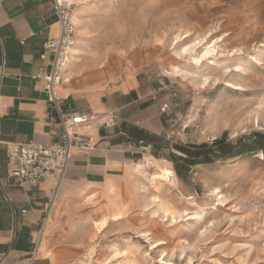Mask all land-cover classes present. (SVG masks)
<instances>
[{
	"label": "rangeland",
	"instance_id": "1",
	"mask_svg": "<svg viewBox=\"0 0 264 264\" xmlns=\"http://www.w3.org/2000/svg\"><path fill=\"white\" fill-rule=\"evenodd\" d=\"M71 13L79 55L70 72L80 66L103 90L136 78L145 96L176 93L163 131L131 155L127 182L83 189L87 218L71 264H105L111 255L110 264H264V0H74ZM192 42L195 53L213 44L216 65L175 59ZM176 64L187 73L168 75ZM236 67L242 72L222 75ZM205 76L221 81L201 89ZM176 146L197 152L191 160L212 159L186 167L171 159L186 156ZM143 156L165 159L174 178L152 182V165L137 172ZM114 212L122 217L98 231L94 221Z\"/></svg>",
	"mask_w": 264,
	"mask_h": 264
},
{
	"label": "crops",
	"instance_id": "2",
	"mask_svg": "<svg viewBox=\"0 0 264 264\" xmlns=\"http://www.w3.org/2000/svg\"><path fill=\"white\" fill-rule=\"evenodd\" d=\"M57 35L53 0H0V264H71L87 218L83 189L97 188L107 179L120 188L129 177L124 169L131 155L139 153L140 144H151L147 135L153 141L152 135L164 129L160 106L166 100L155 94L145 96L136 78L103 90L92 85L89 76H80L83 68L74 67L75 76L57 87V96L66 99L68 108L94 115L77 131L93 136L97 144L73 155L45 217L54 182L47 179L35 187L16 184L7 175V142L44 143L60 134L53 112L49 115L43 90L48 66L40 57L45 40ZM109 113L118 119L105 126ZM43 217L42 236L31 263Z\"/></svg>",
	"mask_w": 264,
	"mask_h": 264
},
{
	"label": "built area",
	"instance_id": "3",
	"mask_svg": "<svg viewBox=\"0 0 264 264\" xmlns=\"http://www.w3.org/2000/svg\"><path fill=\"white\" fill-rule=\"evenodd\" d=\"M71 3L69 0H53V10L58 23V35L54 38H47L43 43L40 54L45 60L48 70L44 75L43 90L46 94V101L49 115L60 128L58 138L49 142H7V175L18 185L29 184L38 186L40 182L51 179L54 184L50 190L45 217L51 210L57 191L65 176L70 161L76 152H88L92 150L97 140L89 135L77 131V127L87 125L94 119V115L73 110L67 107L66 99L57 96V87L65 82V72L71 63V49L76 43V30L71 20ZM169 101L162 102L161 112H166L175 102L176 93L171 94ZM117 116L109 113L104 117L105 126L116 123ZM152 144H140L138 151L150 148ZM25 209L22 213H25ZM45 217L42 218L36 240L30 252L32 263L36 254L39 240L42 236Z\"/></svg>",
	"mask_w": 264,
	"mask_h": 264
},
{
	"label": "bare ground",
	"instance_id": "4",
	"mask_svg": "<svg viewBox=\"0 0 264 264\" xmlns=\"http://www.w3.org/2000/svg\"><path fill=\"white\" fill-rule=\"evenodd\" d=\"M73 1L74 0H69V2L71 4L73 3ZM71 20L75 26L78 25V18L76 17V15L74 13H71ZM187 36H189V34L185 33L184 35L180 36L179 38L177 37L176 40L174 41V45L175 46L178 45L179 42L181 40H183L184 38H186ZM197 47H198V43L196 44V43L192 42L188 45L181 46L179 49L177 48V50L175 51V59L180 60V61L184 60L185 62H187L190 65L195 66L196 68H200L204 61H207L208 64H210L212 66L216 65V62H214L211 59V55L215 51V46L213 44L212 45H206L203 49L201 48L202 50L200 51V53L194 52ZM71 53H72L71 54V63L67 67L66 72H65L66 73L65 79L68 81L73 78L74 73L70 72L69 70L71 69L72 65L76 62L77 56L79 55V47H78V45H76V43L72 47ZM191 54H193V55H191ZM254 59L256 60V58H254ZM241 70H242V68H239V67H236L232 70L227 69V70L222 71V75L228 76V74H230L232 71L242 72ZM166 71L169 73L168 75H173V76H180L181 74L187 73L186 71H184L180 68L179 64L172 65L170 71L169 70H166ZM220 81H221V79L219 77H214V78L212 77L211 78L210 76H205V77H202L200 79V81L198 82V87L201 89H204L209 84L218 85ZM225 84H226V86H230V88H233V89H241L240 84L232 83L229 80L228 81L226 80ZM160 161H165V159H156L152 156H149V157L143 156L139 163H133V166H134L133 168L137 172H143V170H145L147 167L152 165L157 169V172L155 171L154 173H152L150 175L149 179L152 182L159 183L160 181H163V180L171 181V178H174V176H175L174 172L171 169H169L166 165H163L162 163H160ZM64 178H65V176L63 177V180H64ZM167 208L164 211L165 215L169 214L167 211ZM121 217H122L121 212H114L110 215H104V216L100 217L99 219L94 221V224H95L97 230L100 231L106 226V224L108 223V220H118ZM193 218H194V216L188 217V219H193ZM142 234H144V233H142ZM155 242H157V241H155ZM116 254H114V255H116ZM112 257H113V255H111V257H107L105 264H110L112 261Z\"/></svg>",
	"mask_w": 264,
	"mask_h": 264
},
{
	"label": "trees",
	"instance_id": "5",
	"mask_svg": "<svg viewBox=\"0 0 264 264\" xmlns=\"http://www.w3.org/2000/svg\"><path fill=\"white\" fill-rule=\"evenodd\" d=\"M253 136L254 137L261 136V133L260 132H256L255 134H253ZM215 141H217V140H215ZM222 142H223V139L220 142L217 141L216 143L220 144ZM212 143H214V142H212ZM196 148H200V146H197ZM176 149L182 151L184 154H186V156L181 157V156H177L175 154H171V159L173 161H176L177 159L182 160L187 165L186 167H189L193 163H203V162L209 161L210 159H212L211 156L213 155V154H209V155L203 154V156L201 158H197V160H191L189 157H191V158L195 157L197 155L196 154L197 152H194L195 154L191 155L192 153L189 150H187L186 148L182 147V146H176ZM175 171L180 176L179 169L175 168Z\"/></svg>",
	"mask_w": 264,
	"mask_h": 264
},
{
	"label": "water",
	"instance_id": "6",
	"mask_svg": "<svg viewBox=\"0 0 264 264\" xmlns=\"http://www.w3.org/2000/svg\"><path fill=\"white\" fill-rule=\"evenodd\" d=\"M136 160V159H135Z\"/></svg>",
	"mask_w": 264,
	"mask_h": 264
}]
</instances>
